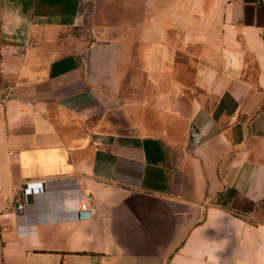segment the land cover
<instances>
[{"label":"crops","instance_id":"crops-1","mask_svg":"<svg viewBox=\"0 0 264 264\" xmlns=\"http://www.w3.org/2000/svg\"><path fill=\"white\" fill-rule=\"evenodd\" d=\"M263 203L264 0H0V264H264Z\"/></svg>","mask_w":264,"mask_h":264},{"label":"built area","instance_id":"built-area-1","mask_svg":"<svg viewBox=\"0 0 264 264\" xmlns=\"http://www.w3.org/2000/svg\"><path fill=\"white\" fill-rule=\"evenodd\" d=\"M77 188L75 191H66L64 194L72 197L76 195L75 205L72 209V218L77 220L81 212H88L91 216L97 213V208L94 203L93 194L81 187L76 180ZM20 202L19 211L26 214L31 207L36 208L38 223H44L48 220L47 211L44 209L42 203L51 197V192L48 191L47 184L42 181L23 183L19 189ZM41 207V208H40ZM27 226L19 228L20 233H27L29 230ZM28 230V231H27ZM27 231V232H26Z\"/></svg>","mask_w":264,"mask_h":264},{"label":"rangeland","instance_id":"rangeland-1","mask_svg":"<svg viewBox=\"0 0 264 264\" xmlns=\"http://www.w3.org/2000/svg\"><path fill=\"white\" fill-rule=\"evenodd\" d=\"M85 14L83 25L79 27L78 29L71 30L69 33L70 39H79L86 41L87 44H90L92 39V32L89 29L90 28V13L92 11V2H86L85 3ZM102 112V113H100ZM96 112L92 115V118L90 120H85V122H80V129L84 131L87 134H90L96 125H99L100 122L104 123L106 129H112L113 132L119 133V134H128L134 128L131 126V123L129 122L128 118L125 116L124 113L121 112H106V111H100ZM79 125V124H78ZM252 222L255 223H264V203L260 206L259 210L255 213L254 216L249 217Z\"/></svg>","mask_w":264,"mask_h":264},{"label":"water","instance_id":"water-1","mask_svg":"<svg viewBox=\"0 0 264 264\" xmlns=\"http://www.w3.org/2000/svg\"><path fill=\"white\" fill-rule=\"evenodd\" d=\"M90 217H91V215L88 212H81L79 214L80 219H89Z\"/></svg>","mask_w":264,"mask_h":264}]
</instances>
